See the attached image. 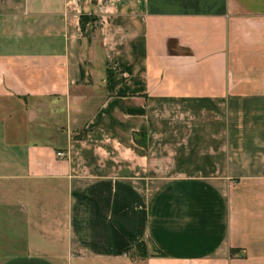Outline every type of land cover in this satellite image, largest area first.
Here are the masks:
<instances>
[{
	"label": "crops",
	"instance_id": "1",
	"mask_svg": "<svg viewBox=\"0 0 264 264\" xmlns=\"http://www.w3.org/2000/svg\"><path fill=\"white\" fill-rule=\"evenodd\" d=\"M0 264H264V0H0Z\"/></svg>",
	"mask_w": 264,
	"mask_h": 264
},
{
	"label": "rangeland",
	"instance_id": "2",
	"mask_svg": "<svg viewBox=\"0 0 264 264\" xmlns=\"http://www.w3.org/2000/svg\"><path fill=\"white\" fill-rule=\"evenodd\" d=\"M17 119H15L13 122H14V125H16V126L18 125V127L25 126L26 129H31V131H33V132L38 131L39 127H41L39 122L36 119L30 118V119H27V120L25 119L24 121L22 119H19V118H17ZM41 122L43 123L44 127H46V129H48V133H49L50 137L59 138L60 131L58 129L53 128L49 124V122L46 121V120H42ZM82 131L83 130L77 131V134H75V136L83 135ZM31 139H32V137H31ZM33 139L39 140L40 138L38 139L36 136H33Z\"/></svg>",
	"mask_w": 264,
	"mask_h": 264
},
{
	"label": "trees",
	"instance_id": "3",
	"mask_svg": "<svg viewBox=\"0 0 264 264\" xmlns=\"http://www.w3.org/2000/svg\"><path fill=\"white\" fill-rule=\"evenodd\" d=\"M84 20H85L84 18H81L82 25L84 23ZM133 255H135L137 257H142V258L147 256L144 243H140L137 245Z\"/></svg>",
	"mask_w": 264,
	"mask_h": 264
},
{
	"label": "built area",
	"instance_id": "4",
	"mask_svg": "<svg viewBox=\"0 0 264 264\" xmlns=\"http://www.w3.org/2000/svg\"><path fill=\"white\" fill-rule=\"evenodd\" d=\"M57 157H59V158H64L65 155H64V153H62V152H58V153H57Z\"/></svg>",
	"mask_w": 264,
	"mask_h": 264
},
{
	"label": "water",
	"instance_id": "5",
	"mask_svg": "<svg viewBox=\"0 0 264 264\" xmlns=\"http://www.w3.org/2000/svg\"><path fill=\"white\" fill-rule=\"evenodd\" d=\"M31 118V117H30Z\"/></svg>",
	"mask_w": 264,
	"mask_h": 264
}]
</instances>
